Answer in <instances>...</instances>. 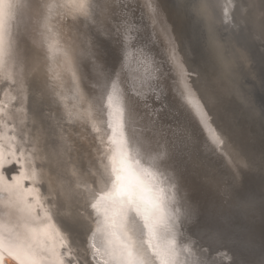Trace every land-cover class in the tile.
<instances>
[{
	"label": "bare ground",
	"instance_id": "obj_1",
	"mask_svg": "<svg viewBox=\"0 0 264 264\" xmlns=\"http://www.w3.org/2000/svg\"><path fill=\"white\" fill-rule=\"evenodd\" d=\"M6 2L12 3L14 7L10 14L4 17L2 27H0V36H2L3 40L2 55H0V83H3V89L0 102L6 105V107L0 105V136L4 137L3 142L10 145V149L7 150V153H16V142L21 143L20 152L16 153V155L18 156V154H20L21 161L25 162V175H33V179L28 181L30 183L29 187L25 189L23 188L24 179H20L18 184H16L15 180H13L12 183H8L15 184V192L25 199V202H22L20 205H14L13 208L30 207L35 219L30 216L29 222L34 226V222L37 220V224L40 225L36 237L38 233L44 235L45 237H40L39 240H44L45 242L48 240L49 242L46 243L49 246H59L62 241H66L67 246H69L67 248L71 250L72 256L78 264L92 263L91 260L90 262L88 261L89 259L87 257L83 258L84 262L81 261V252L82 249L84 250L83 246L82 248L79 247L81 243L77 241L78 239L75 238L71 228H63L58 221L68 218L78 220L83 226V239L90 237L88 243L90 244L91 252L93 247L98 249L97 252H92L91 254L96 257V262H94L96 264H101L102 261L108 260L105 232L102 227L103 221H101L103 216H97L94 212L91 211L90 213L88 210V206L91 203H96V197L93 193L99 190L97 188V183H94V181L99 183L100 188H104V177L110 174V157L113 155L115 148L119 147L127 150L133 157L139 152L141 157H143V159H141V165L145 168L151 166L152 170L159 165L157 157L165 152L163 146L165 143L164 140L157 136L156 140H159L156 144L158 146L156 145V148H153L150 146V140L147 134L143 136L144 131L139 129V127L143 128L141 123L147 126L146 122H144L145 120L149 122V118L144 114L142 101L150 97V101L147 103L150 104L152 102L155 103L153 104L155 107H159L160 103H156L152 98V94L164 96V93H167L168 90H171L173 94L172 84H170L173 76L169 74V70L163 65L165 60V46L160 43V37L157 35L158 32L163 30L165 27L164 25L174 30L180 47L182 46V39L184 40L187 46L186 49L184 46L186 52L184 50V52L181 51V53L185 57V64L189 67L191 66L188 68L189 71L197 73V75H195L197 84L193 86L199 92H207V99L204 95L201 97L204 98V100H208L212 105V113L215 118L218 119V121H216L221 125V128H226L229 133H233V135L241 141L245 140V142H247L246 140L248 139L251 141L254 140L255 142L256 139L258 140L259 135L256 131L253 129H249V131L248 129L244 130L240 125L238 126L237 116L229 112L230 109H228V107H230L229 105L232 103L228 97L225 96L224 93H226V90L223 89L219 80L216 78L213 66H211L212 71H210L209 68L205 66L202 60L203 58L197 56L198 53L196 54L195 50L192 49L187 35L182 38L179 33L180 28H178V23L179 27L183 28L184 26L186 29L185 19L180 13L181 10L178 8L176 9L179 17H170L166 7L167 4L164 0H157L156 6L159 10V16L156 23L150 22L149 14L141 7L144 0H116V3L118 4L119 2L118 5L122 10V17H118L117 15L114 16L113 22H110V17L108 16L109 13L113 14L115 12V8L113 9L110 6V2L113 4V0H89L91 12L90 19L83 20L81 18L68 16L53 19L48 21L51 32L45 27L46 17L48 15L47 6L52 3H57L59 0H31L30 2L27 0H6ZM231 2L228 3V5L232 4ZM200 5L205 10L208 19L213 22L215 26H219L220 20L215 18V10L208 3V0H201ZM119 7L116 11L119 10ZM250 10L248 14H250ZM259 11L261 12V10ZM121 18H125L129 22L143 19V21L148 23V26L143 30V34L139 37V43L137 42L138 34L135 31H126L127 25H121ZM141 27H143V25H141ZM241 27L242 26H240V30ZM256 28L255 31L259 29L256 30ZM219 30L220 29L217 28V31ZM259 31L260 30L257 32ZM121 34L126 37V44L128 47L125 51L123 49L122 62L128 61L126 65L130 66V69L132 68L135 70V72L130 74L131 77L128 79L124 77V82L127 81L129 86H126L124 82H120L117 75L110 79L107 78V72H110V69H119L122 67L120 60L115 68L110 64V61L114 62L118 58L117 54L120 53L122 49L118 43V38ZM256 34L258 36L259 33H255V35ZM101 35L106 37H102ZM149 35H151L152 39L155 41L152 50H155V52H157L156 54H153L152 50L150 51L149 48L145 47L143 44V41L146 40ZM255 35H253L254 37L252 36L253 38L250 36V41L254 38L257 39ZM28 37L41 48L44 46L47 48L44 55V64L48 68L47 77H49L47 92L49 91L50 101L54 107L52 108L56 110L54 121H58L57 125L59 127V143L53 150L54 157H48L46 153L42 151L38 140L39 137L37 138L33 135L29 124L30 116L28 108H30V106L27 107L29 93L28 76L35 67V63L39 60L33 57L34 63L26 68L24 59L26 53L25 38ZM79 38L81 39L80 41ZM233 39L235 40V38ZM253 42L255 41L253 40ZM128 43L135 44L132 47L129 46L130 44ZM253 46H255V43ZM259 48L261 47H258V50ZM134 51H136V53H134ZM191 53L198 57V65L194 64V67L192 66V59L189 58ZM79 55L83 57L82 60H84L81 63L79 61ZM171 59L173 61V69L171 70H173V72L174 70L175 72L179 71V60L177 57L175 59L174 55L171 56ZM169 65L171 64L169 63ZM166 96L164 101L167 107L178 111L177 107L171 105L172 102L170 101L168 93ZM109 97H113V101L110 102ZM136 97L140 99H136ZM129 101L134 103L140 110V115L138 117H129L127 111V104ZM117 109L122 113V129L117 124ZM3 111L5 112L4 115L2 114ZM167 112L168 111H165V113ZM178 112L180 113V110ZM169 114L173 117L177 116L176 118L181 120L180 123H184L182 113L174 114L169 111ZM8 119L12 121L10 123L6 122ZM233 126L236 128L235 130ZM9 128H13V131L8 132ZM174 128L179 132L177 126ZM113 129H115V132H113ZM153 131L155 130L153 129ZM131 135H135L136 141L134 146L130 147L124 144L123 138ZM163 135L165 136V134ZM182 136L184 137L183 139L179 138L182 140V143H184L181 151L185 153L186 158H189L190 161H188V165L193 167V170L200 173L202 178L206 176L204 180L205 184L209 185L211 183L212 185H217V187H214L215 190L213 188V193L210 192L211 194L209 196L207 195V192H209L208 188L203 187L204 191L201 193V189L198 192L199 196L197 197L201 199V203L208 200L206 203L212 205L211 207L219 213L222 208L228 210L227 212L234 211L230 206L234 208L237 207L235 210L237 211L239 206L240 213L251 215V217L248 215L249 220H247V222L251 223V221H253L250 224V226L254 228L253 233L259 235H262V233L264 234V219L262 217L259 200L256 199L254 193L249 191V188H246L247 183L229 174L227 170V166L230 164L228 161L229 159H223L226 166H224L225 168H220L217 163L220 159L218 157L219 155H210L208 152L202 154L205 150L201 148L195 136L191 142L185 138L184 134ZM110 137L116 141L115 145L112 143ZM229 140L235 151L239 153L241 149L233 142L232 138L229 137ZM247 143L243 145H248ZM1 146L6 147L2 144ZM6 149L8 148L6 147ZM0 150L3 149L0 148ZM259 150L261 151V149ZM26 154L28 160L33 163H31V167L26 163ZM164 155L167 157V154ZM175 155L176 154H174V156ZM177 156L179 157L180 155ZM49 160H51V163H57L60 168L61 174L58 175V177L49 169ZM239 160L246 162L247 167L243 168L246 173L252 176L253 174H258V171L250 165L254 163L253 160L249 164L248 159L243 155ZM36 161H39V165L35 166ZM230 162L238 171L237 161L231 158ZM171 169H174V167L173 164L169 163L167 157L165 171L168 177H170V172H172ZM72 172H76L78 181L85 186L81 189L85 194L79 198L73 197L65 202L64 199H62L61 193L67 196L77 182L71 178ZM13 173V176L17 175L16 172ZM174 175L173 173L172 176ZM194 177L197 178L198 175L193 174L192 179H194ZM260 178H262V176ZM169 181H171V178L164 184L171 190L172 184H170ZM219 181H222V184H219ZM39 182H43L45 187H41ZM5 186H7V184L0 180V189ZM241 186L244 188L242 189ZM161 187H163V184H161ZM230 187L241 188V190H239L241 193H233ZM174 190L175 189H173V191ZM177 191L182 193L180 191L183 190L177 189ZM0 192V224L5 226V230L11 228L15 231V225L22 221L18 220L15 212H13L10 218L6 215L9 209L4 203L3 192ZM182 194H180V196L185 200L187 199L189 202L192 200L189 194H185L186 198ZM242 194L245 195L242 197ZM230 198L235 199L236 202H231ZM194 204V201L190 202L193 209L196 207ZM38 212L40 213L38 214ZM46 212L50 215L52 220L55 219L54 216L52 218L51 215H57L59 218L58 221L55 220V224H53L52 221L49 223V221L44 220L43 217ZM190 212L192 213V211ZM190 215L195 216V214ZM210 222L212 223L211 220L208 221L205 218H197L194 228L201 229L204 232L203 236L208 239L213 236L218 240L221 239V236L211 233L213 231L208 225ZM164 223L166 224V231L163 232L162 237L159 239L153 237V243L161 249L169 246L175 249V256L172 258L171 264H196L197 260L201 262L207 261L208 264H264V259H259L255 255H250L248 256L249 259L240 261L237 258H232L233 254L228 249L210 251L209 247L204 244V241L198 238L196 239L195 235L187 237V234L184 235L181 230H178L175 226L176 222L173 220L164 217ZM46 224H49L47 231H45ZM21 230L23 231L24 229ZM49 234L51 238H49ZM62 250L61 247L60 251ZM0 264H19V262L15 259V253L9 251L7 247H5L3 251H0ZM43 264H56L55 258L45 259ZM65 264H71V262L65 260ZM155 264H159V261H155Z\"/></svg>",
	"mask_w": 264,
	"mask_h": 264
},
{
	"label": "snow or ice",
	"instance_id": "obj_2",
	"mask_svg": "<svg viewBox=\"0 0 264 264\" xmlns=\"http://www.w3.org/2000/svg\"><path fill=\"white\" fill-rule=\"evenodd\" d=\"M156 5L157 0H144L141 5L149 14L151 23H156L159 16ZM13 7L12 3L0 0V27H2L4 17L10 14ZM117 7L119 5L116 0H113V8ZM47 12L45 27L49 32H51V27L48 21L53 19L68 16L87 20L91 17L89 0H59L57 3L49 4ZM120 23L127 25L126 31H135L138 34V43L144 28L148 26V23L143 19L129 22L125 18H121ZM157 35L160 37V43L165 46V62L173 63L172 55H176L179 59L178 38L174 34V30L165 26ZM125 40L126 37L121 34L118 38L121 48H123ZM154 43L151 35L143 41L144 46L150 51ZM2 44L3 40L0 36V55H2ZM180 64L182 65V61ZM172 76V91L181 100L179 110L185 121L183 125L179 126V130L185 135V138L191 142L195 136L205 151L219 155L225 160L231 157L233 160H237V168H246V162L238 160L236 151L229 140L228 132L217 123L210 102L204 100L202 103L201 98L197 97V89L193 87L197 84V78L193 73L181 66L179 71L172 73ZM152 98L159 101L160 106L153 108L146 100L142 101L144 114L149 118L150 124L160 125L158 117L165 110L166 105L162 102L161 95L153 94ZM136 99L140 98L136 97ZM109 100L110 102L113 101V97H109ZM206 104L207 107H205ZM127 111L129 117L140 115V110L131 101L127 104ZM116 116L117 124L122 129L123 119L119 109H117ZM160 129L162 133L167 130L175 131V129H171V126L164 125H160ZM110 139L112 138L110 137ZM123 141L125 145L131 147L134 146L136 137L135 135L124 137ZM112 143L115 145L116 141L112 139ZM141 159L143 157L139 152L133 157L129 151L119 147L115 148L110 157V174L104 177V188H100L99 183L94 181L99 190L93 193L96 197V203H91L89 206L97 216H103L102 227L107 244L108 260L102 261L101 264H155V261H159V264H171L172 258L175 256L173 247L161 249L153 243V237L159 239L166 231V224L164 223L166 197L165 190L160 185L169 179L165 171L167 157L160 154L157 157L159 165L154 170L151 169V166L149 168L143 167ZM11 165L19 166L15 169L17 175L9 177L15 180L16 184L19 183L20 179H33V175H25V162H22L15 152L5 157L3 151L0 150V173L7 172ZM234 174H236L235 170ZM71 178L77 182L67 196L61 193L65 202L85 194L81 191L85 186L78 181L76 172L71 173ZM15 187V184H10L0 191L3 192L4 203L9 209L6 215L10 218L15 212L18 220L22 222L15 225V231L11 228L5 230V226L0 224V251L7 247L9 251L15 253V259L18 260L19 264H43L45 259L52 258H55L56 264H65V260L70 261L71 264H77L71 250L67 248L66 241H62L59 246H49L44 240L37 241V229L29 222L30 216L35 219L33 211L30 207L13 208L14 205L25 202V199L15 192ZM43 219L49 223L51 221L47 212ZM48 227L49 224H46L45 231ZM49 238H51L50 234ZM61 247L65 249L63 253L60 251ZM97 251L98 249L92 248V252ZM90 259L94 261L96 257L92 256ZM196 264H208V262L197 260Z\"/></svg>",
	"mask_w": 264,
	"mask_h": 264
},
{
	"label": "water",
	"instance_id": "obj_3",
	"mask_svg": "<svg viewBox=\"0 0 264 264\" xmlns=\"http://www.w3.org/2000/svg\"><path fill=\"white\" fill-rule=\"evenodd\" d=\"M27 1L30 2L31 0H27ZM231 1H232V4L228 5V3H230ZM231 1L230 0H208V3L215 10V18H218V20H220L219 26H216V27L220 28L221 30H224L225 32L227 31L229 33H233L237 30L240 31V26H242L244 24L241 20L242 19L241 17L247 10L246 6H245L246 0H231ZM164 2H166V4H167L166 7H167V11L170 14V17L173 16L174 18H176V16H178L177 12H176L178 1L177 0H164ZM200 2H201V0H200ZM118 4H119V2H118ZM254 5L256 6L255 0H250L248 6L250 8L254 7L256 9V7ZM110 6L113 8V4H111V2H110ZM235 6L239 10L238 14L233 13V7H235ZM254 8H253V10L256 13ZM117 9H118V7L115 8V12L113 14L111 13L112 15L110 13L108 14V16L110 17V22H113V17L116 15L118 17H122V15H121L122 10L120 9V7H119L118 11H116ZM199 11L203 12V14H204L203 16L206 19L207 14H206L205 10L202 8V9H199ZM242 12H243V14H242ZM229 18H230V20H229ZM208 21L211 22L210 20H208ZM211 23H212V25H214L213 22H211ZM233 23H234V26H233ZM164 26H166V25H164ZM178 28H180L179 33L182 36V38H184L187 35V37H188V39L192 45V49H194L196 54L198 53V56L199 57L201 56V58H203L202 59L203 62H205L206 59H205L204 49L199 47L198 43L195 42V38L193 37V31H191L187 26H186V29L184 26H183V28L179 27V23H178ZM102 37H106V36H102ZM80 40L81 39L79 38V41ZM126 42L127 41L125 40L123 48L121 49L120 53L117 54L118 58L114 62L110 61L111 62L110 64L113 65L114 68L121 61L120 63L122 64V67L119 66L120 67L119 69L118 68L117 69H110V72H107L108 73V77H107L108 79L113 78L115 75H117L118 78L120 79V82H122V83L124 82V77H125V79H128L129 77H131L130 74L135 72V70H133L132 68L130 69V66L126 65V63H128V61L122 62L123 49L125 51V49L128 48ZM128 44H130L129 46L133 47L135 43H128ZM177 44L179 45L178 42H177ZM35 46L38 47V45H35ZM184 46L186 49L187 46H186L184 40L182 39V46L181 47L183 50L181 49V47L179 45V52H178V57H179L178 60H179V62L182 61V65L180 64L179 67L182 66L183 69H186L188 72H192V71L188 70V68H190L191 66L189 67L185 64V57L181 53V51L184 52V50H185ZM156 47H159V46H156ZM41 49L44 51V53H46L45 51L47 50V48L45 46ZM185 52H186V50H185ZM134 53H136V51H134ZM152 53L156 54L157 52H155V50H152ZM193 56H194V54L191 53L189 58L192 59L191 57H193ZM174 57L176 59L177 56L174 55ZM82 59H83V57H80V55H79L80 63L84 61ZM261 60H264V59H261ZM192 63H193L192 64L193 67H194V64L198 65L197 61H194L193 59H192ZM132 65H133V63H132ZM163 65L165 68H167V70H169V74L172 76V73H173V70H171V69H173L172 63H171V65H169V63H166L164 60ZM174 72H175V70H174ZM192 73L194 76L197 75V73H194V72H192ZM260 79H261V83H260L261 85L259 86V90H258V96H260L259 106H260V109L263 110V112H264V72L262 74V78H260ZM171 82H170V84H172ZM124 84L126 86H129V83L127 81H125ZM2 89H3V83H0V98L2 97ZM132 93L134 94L133 91H132ZM167 93L169 94L170 101L172 102V103L170 102L171 105L173 107H177L178 111H179V106L181 104V100L178 97L176 98V95L172 94L171 90H168ZM167 93H164V96H162V102L166 105V108L163 112H161L159 114L158 119H159L160 125L171 126V129L172 128L175 129L174 128L175 126H177L179 128L180 125H183L185 123L184 117H183L184 123L183 122L180 123L181 120H178V118H176L177 116L173 117L172 115L169 114V111L173 112L174 114H180L181 112L179 113L176 109H171V108L169 109L167 107V104L164 101L165 97H167L166 96ZM148 95H151V94H148ZM196 95H197V97L201 98V102L203 103L204 98H202L201 96L204 95L206 97L207 92L204 93L203 91L199 92L198 90H196ZM152 96H153V94H152ZM206 99H207V97H206ZM145 100L147 102L150 101V97H147ZM28 101H29V93H28V99H27V107H28ZM156 103H160V102L156 101ZM153 104H155V103H152V102L150 103V105L153 108H157ZM0 105L6 107V105L3 102L2 103L0 102ZM207 106L208 105L206 104L205 107H207ZM211 107H212V105H211ZM165 111H168V112L165 113ZM2 114L4 115L5 112L3 111ZM216 120L218 121L217 118H216ZM11 121H12L11 119H8L6 122L10 123ZM144 122H146L147 126H144V124L141 123L143 125V128L139 127V129H142L144 131L143 136H144V134H147V136L150 140V146H152L153 148H156V145H157L156 142L159 140V139L156 140L157 136H159L160 139L164 140L165 143L163 146H164V150L166 152V153L164 152V154H167L169 163L173 164V167H174V169H171L172 172H170V177H169V178H171V181H172V182L169 181V183L172 184V189L169 190L167 188L166 184H163V187H162L165 190V197H166V206L164 209L165 217L169 220H173L174 222H176L175 226L177 227V229L181 230L184 233V235L187 234L186 235L187 237L190 235H192V236L195 235L196 239L198 238L199 240L204 241V244H206L209 247L210 251L228 249L233 254L232 258H235V259L237 258L240 261H243L245 259H249L248 256H250V255H255L259 259L260 258L264 259L263 258V252H264L263 236H264V234L262 233V235H259V234L253 233L254 228H252L250 226V224L253 221H251V223L247 222V220H249V217H248L249 214L240 213L239 212L240 211L239 206H238L237 211H235L237 207L234 208V207L230 206V208L232 210H234L235 213H234V211L227 212L228 210H226V209L224 210L222 208L221 212H223V213L220 212L221 213L220 214L219 212L215 211L211 207L212 205H209V203H206V202H208V200L205 201L204 203H201L202 202L201 199L197 197V196H199L198 192L201 189H202L201 193H202V191H204L203 187L208 188L209 192H207V195L209 196L211 193H213V191L215 190L214 187H217V185L216 184L212 185L211 183L209 185L205 184L204 180L206 179V176H203V178H202L200 173L196 172L195 170H193V167L188 165V161H190V160H189V158H186L185 153H182V151H181L182 146H184V143H182V140L179 139V138H182V139L184 138L182 136L183 134L181 133V131L179 130V132H177V129H175V131L167 130V131H163V133H162V132H160L161 131L160 125L151 124L152 125L151 126L148 121L145 120ZM172 125H174V126H172ZM153 129L155 131H153ZM224 129L228 132V130L226 128H224ZM233 129L235 130L236 128L233 126ZM11 131H13V128L8 129V132H11ZM163 134H165V136ZM228 134H229V137L232 138L233 142L239 147V149H241L240 150L241 153L239 152L240 154L238 152H236L238 160L241 158L242 155L248 159L249 164L253 160L254 163H251L250 165L253 168H255L256 171H258L257 172L258 174L257 175L253 174V176H252L249 173H246L245 170L243 169V167L238 168V171H237V169H235L232 166L233 164H231V162H230L231 157L228 158L229 159L228 161L230 164H229V166H227V168H228L227 170L231 176L238 177V179L240 178V180H243L245 183H247L246 184L247 187L246 186L245 187L249 188V191L254 193L256 196V199L259 200V205H260V209L262 212V217L264 219V150H263V153L260 150L258 152H255L254 149H252L250 143H247V142H249L248 139L246 140L247 142H245V140L241 141L239 138H236L233 135V133L228 132ZM20 136H21V134H20ZM3 139H4V137L0 136V148L3 149L2 151L4 152V156H9L10 152L7 153V150L10 149V145L3 142L4 141ZM242 143L243 144L247 143L248 145H243ZM1 144L3 146L5 145L8 149H6V147H2ZM20 145H21L20 142H16V153L20 152ZM260 152H261V154H260ZM205 153H207V151H205L204 153L202 152V154H205ZM174 154H176L175 155L176 159H175ZM177 155H180V156L178 157ZM210 155H212V154L210 153ZM18 157H21V155L18 154ZM25 157L27 159V161H26L27 165L29 167H31V165L33 164L32 161L28 160L27 154ZM218 157L220 158L219 161H217L218 166L220 168L226 166L223 158L220 156H218ZM36 165H39V161H36L35 166ZM17 167H18L17 165H11L10 168L7 170V172L0 173V177H2V178H0V180L2 182L6 183L7 185H10L8 183H12L13 179H10L9 177L13 176V174H14L13 172H16L15 169ZM234 170H235L236 174H234ZM30 171H31V168H30ZM173 173L175 174L174 176H172ZM193 174L198 175L197 178L194 177L195 180L192 179ZM261 176H262V178H260ZM261 179H263V180H261ZM28 181H29L28 179H24V185H23L24 189L29 187L30 183ZM39 184L41 185V187H43V188L45 187L43 185V182H39ZM219 184H222V181H219ZM213 188H214V190H213ZM230 188H231V191H233V193L235 192L236 194H238V193H241L239 190H241V188L243 189L244 187L241 186V188H232V187H230ZM173 189H175L174 190L175 192L173 191ZM177 189L183 190V191H180L183 194L179 193V191H177ZM237 190H238V192H237ZM180 194H182L185 198H186L185 194H189L191 196L192 200H190V202L194 201V203H195L194 205L196 206L194 208L195 210L193 209L192 205H190L189 200H187V199L185 200L183 197L180 196ZM244 195L245 194H242V197ZM204 197H205V195H204ZM230 200H231V202H236V200L233 198H230ZM218 203H217V205H218ZM48 209H50V208H48ZM88 210L91 213L92 210H91L90 206H88ZM190 211H192V213ZM39 213L40 212H38V214ZM190 214H195V216L190 215ZM51 216H52V218L54 216V219L56 221H58L59 218L57 215L52 214ZM249 216L251 217V215H249ZM197 218H203V219L205 218L208 221L211 220L212 223L211 222L208 223L209 227L213 231L211 233H215V234L221 236L220 237L221 239L218 240L215 236L211 237L210 239L204 237L203 236L204 232L201 229L194 228L195 222H197ZM55 220L51 219L53 224H55V222H54ZM101 221H103V219H101ZM58 222L62 225L63 228H66V229L69 228L65 224V219H63L62 221H58ZM220 222H222V223H220ZM34 223H35V225L33 227H35L37 229V232H38L40 229V227H39L40 225L37 224V220ZM208 225H207V227H208ZM215 234H213V235H215ZM40 237H45V236L38 233L37 237H36L38 242L40 241L39 240ZM89 240H90V237H86V239H83V237H82L81 244L84 248L83 252L85 253V257H87L89 259L88 260L89 262L91 260L92 264H96L95 260H94L95 261L94 262L92 259H90V257L92 256L91 255L92 252L90 249V244L88 243ZM46 242H49V241L47 240ZM70 243H71V241H70ZM67 247H69V246H67ZM62 249L63 250L61 252H64L65 249L64 248H62ZM93 256L95 257V255H93Z\"/></svg>",
	"mask_w": 264,
	"mask_h": 264
},
{
	"label": "rangeland",
	"instance_id": "obj_4",
	"mask_svg": "<svg viewBox=\"0 0 264 264\" xmlns=\"http://www.w3.org/2000/svg\"><path fill=\"white\" fill-rule=\"evenodd\" d=\"M177 1H178L177 8L181 10L180 13L182 14V17L185 19V25L191 31H193V37L195 38V42L198 43V46L204 49V53L206 57V60L204 62L205 66L208 67L210 71H212L211 66H213L216 78L219 80V83L223 87V89L226 90V93L224 94L225 96L228 97V99L232 103L231 105H229L230 107H228V109H230L229 112H232L237 116L238 126L240 125L242 129L244 130L248 129V131L249 129H253L254 131H256V133L259 135L258 140L260 141H258L257 139L255 142L253 140L252 141L248 140L249 141L248 143H250L252 149H254L255 152H258L259 149H261L263 153L264 112L263 110L260 109L259 106L260 96H258V90H259V86L261 85L260 78H262V74L264 72V60H261L264 59L263 58L264 57V52H263L264 51V39H263L264 38V30H263L264 0H255L256 1L255 7H257V9L255 10L256 15L253 10L254 7L249 8V6L247 5V3L249 4L250 0L249 1L246 0V5H245L247 6L246 14L244 13L242 15L243 18L241 17L242 18L241 20L244 24L242 25L240 31L237 30L233 33H229L227 31L225 32L220 28H219L220 30L217 31L218 27L216 28V26L212 25V23L208 21L209 19L207 17L205 19V17L203 16L204 15L203 12L199 11V9H202L200 5V0H177ZM249 10L251 12L253 11L252 14L251 12L250 14H248ZM259 10H261V12ZM233 11H234L233 13L235 14H238L239 12L236 6L233 7ZM257 11L260 13H258ZM255 19L257 20L256 22ZM245 22L248 24H246ZM254 22L257 24H255ZM254 25L259 29L256 28ZM259 25L261 28L259 27ZM255 28L256 30L258 29L260 31L259 32H257L258 30L255 31ZM255 33H259L258 36L260 37L262 35L263 37L261 36L260 39L257 36V34L255 35ZM252 34L255 35V37L257 38V39L255 38L253 39L255 42H253V40L250 41L251 37L253 36ZM233 38H235L236 41ZM245 38L248 40H246ZM256 40L259 41L257 42ZM251 42L253 44L255 43V46H253ZM25 45H26V50H25L26 53L24 52L25 53L24 59H25L26 68L34 63L33 57H36L39 60L37 63H35V67L28 76V83H29L28 107L30 106V108H28L29 116H30L29 124L33 135L36 136L37 138L39 137L38 140L42 151H44L48 157H52L54 155L53 150L58 146L59 143V127L57 125L58 121L57 120H55L56 122L54 121L56 110L53 109L54 107L50 101L51 98L49 96V91L47 92V83L49 81L48 80L49 77H47L48 68L44 64L45 53L40 46L36 47L35 45L37 44L33 42L29 37L25 38ZM258 47L261 48H259L258 50ZM251 50L253 51V53ZM197 56L195 55L191 58L194 61H197L198 60ZM37 85H39V87H37ZM49 164H50L49 169L51 170V172H53L55 176L58 177V175L61 174V170L58 167L57 163H51V160H49ZM65 224L67 225V227L71 228L75 238L78 239L77 241L79 243H81L82 235H83V228H82L83 226L81 225V223L76 219L68 218L65 219ZM79 247L82 248V244ZM81 254H82L81 261L84 262L83 258H85V253L83 252V249Z\"/></svg>",
	"mask_w": 264,
	"mask_h": 264
}]
</instances>
